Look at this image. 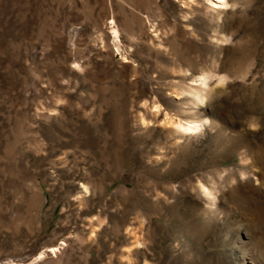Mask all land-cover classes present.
I'll return each mask as SVG.
<instances>
[{
  "label": "rangeland",
  "instance_id": "374dc122",
  "mask_svg": "<svg viewBox=\"0 0 264 264\" xmlns=\"http://www.w3.org/2000/svg\"><path fill=\"white\" fill-rule=\"evenodd\" d=\"M0 264H264V0H0Z\"/></svg>",
  "mask_w": 264,
  "mask_h": 264
},
{
  "label": "bare ground",
  "instance_id": "6f19581e",
  "mask_svg": "<svg viewBox=\"0 0 264 264\" xmlns=\"http://www.w3.org/2000/svg\"><path fill=\"white\" fill-rule=\"evenodd\" d=\"M113 35H114V37L115 38H117V36H118V30L117 29H114L113 30ZM116 40V39H115ZM118 45V44H117ZM57 250H59V247H53V248H51L49 251H51V252H56Z\"/></svg>",
  "mask_w": 264,
  "mask_h": 264
}]
</instances>
